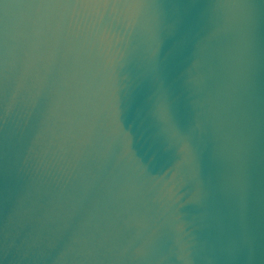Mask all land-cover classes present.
I'll return each instance as SVG.
<instances>
[{
  "label": "water",
  "instance_id": "1",
  "mask_svg": "<svg viewBox=\"0 0 264 264\" xmlns=\"http://www.w3.org/2000/svg\"><path fill=\"white\" fill-rule=\"evenodd\" d=\"M0 264H264V0H0Z\"/></svg>",
  "mask_w": 264,
  "mask_h": 264
}]
</instances>
